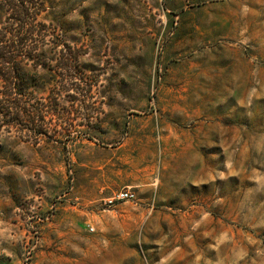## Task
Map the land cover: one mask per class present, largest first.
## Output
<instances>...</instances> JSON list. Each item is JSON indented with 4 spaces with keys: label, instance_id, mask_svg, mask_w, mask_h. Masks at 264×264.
<instances>
[{
    "label": "rangeland",
    "instance_id": "374dc122",
    "mask_svg": "<svg viewBox=\"0 0 264 264\" xmlns=\"http://www.w3.org/2000/svg\"><path fill=\"white\" fill-rule=\"evenodd\" d=\"M44 1L68 90L0 92V264H264V0Z\"/></svg>",
    "mask_w": 264,
    "mask_h": 264
},
{
    "label": "trees",
    "instance_id": "16d2710c",
    "mask_svg": "<svg viewBox=\"0 0 264 264\" xmlns=\"http://www.w3.org/2000/svg\"><path fill=\"white\" fill-rule=\"evenodd\" d=\"M44 8V0H0L1 93H61L68 90V87H62L61 91L51 87L52 80L44 79L39 68L37 52L46 27L40 21ZM64 62L66 66L69 63L68 60ZM5 110L16 120L26 118L33 126L44 120L37 109L20 97L7 99ZM35 132L42 134L41 130Z\"/></svg>",
    "mask_w": 264,
    "mask_h": 264
},
{
    "label": "built area",
    "instance_id": "2783aa9c",
    "mask_svg": "<svg viewBox=\"0 0 264 264\" xmlns=\"http://www.w3.org/2000/svg\"><path fill=\"white\" fill-rule=\"evenodd\" d=\"M133 199L134 195L129 191H118L114 193L109 199H107L106 204L112 206L116 203L132 201Z\"/></svg>",
    "mask_w": 264,
    "mask_h": 264
}]
</instances>
